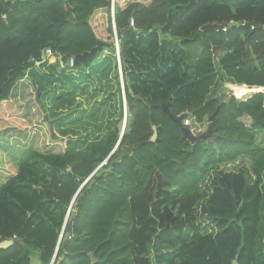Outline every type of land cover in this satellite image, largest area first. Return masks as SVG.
I'll return each instance as SVG.
<instances>
[{
	"label": "trees",
	"instance_id": "16d2710c",
	"mask_svg": "<svg viewBox=\"0 0 264 264\" xmlns=\"http://www.w3.org/2000/svg\"><path fill=\"white\" fill-rule=\"evenodd\" d=\"M97 42L110 47L71 67ZM19 82L65 149L0 166V264H264V0H0L8 139L24 127ZM225 84L261 92L226 97ZM185 119L211 135L190 142Z\"/></svg>",
	"mask_w": 264,
	"mask_h": 264
},
{
	"label": "rangeland",
	"instance_id": "374dc122",
	"mask_svg": "<svg viewBox=\"0 0 264 264\" xmlns=\"http://www.w3.org/2000/svg\"><path fill=\"white\" fill-rule=\"evenodd\" d=\"M94 67H92L91 72H90V76L94 73ZM23 85L24 87H29L32 89V86L28 85V84H22L21 82H19L12 90V94H11V102L14 103V108L21 109L22 112H24L23 115L19 116L21 117L20 121L24 124L23 128L19 129V135L14 134V136H12L11 139H8V137L4 134H0V145L2 149L7 150L5 151H1L0 149V166L5 167L7 170H5L7 172V174H11V170L12 168H7V164H6V160L11 163L12 167L15 169V167L13 166V159H15V157H13L14 155L16 156H23L24 153L27 150H39L42 152H48V151H52L54 153H61L64 151L65 146H64V142L63 141H56L52 139V131L49 129L48 127V123L44 122V119L46 118L48 121V117L47 114H45L43 112V109L40 108L38 106V104L36 103V101H34L33 98V94H34V90L32 93H29V97L27 98L28 100L23 101L20 98V94H18V86ZM234 90H236L237 92H243V93H251L254 94L255 91L253 92V90H256L255 88H247L244 86H236V85H231V84H225L223 86L222 92H224V94H226L227 96H237L239 98H241V96H239L237 93L235 94ZM114 91V90H113ZM258 91V90H257ZM81 93V92H80ZM79 93V94H80ZM250 95V94H249ZM249 95L246 96H242V99H245L247 97H249ZM235 96V97H236ZM236 97V98H237ZM81 99H83V96H80ZM238 98V99H239ZM106 99V94H102L100 93L98 95V97H96V101L100 102ZM28 101L31 104H28ZM26 103V105H25ZM118 100L116 98L115 100V111H114V118L116 120H118V114L116 113L118 110ZM29 105V109H27L26 106ZM92 105V104H91ZM86 106L88 107V105L86 104ZM13 108V109H14ZM17 114H14L13 117H16ZM128 117L125 115L124 120L121 123H118V125H120V128L122 129V131L125 128L126 125V119ZM0 122H1V118H0ZM107 123V119L103 118L101 119V122L98 124V126H100V128L98 130L95 131L94 135L96 137H100L102 135H104L106 128H105V124ZM207 123L200 125L199 127V132H194L195 134H204L207 132ZM16 130V129H14ZM17 132V131H15ZM13 132V133H15ZM12 133V132H10ZM11 136V135H9ZM17 137V138H16ZM15 138V139H14ZM248 166V162L246 160H238L233 164L230 165H226L223 166L224 170H236V169H240L242 167ZM10 170V171H9ZM103 171V170H101ZM99 171L97 173L98 176L102 175V172ZM215 173L212 171L210 173V175H214ZM1 181V180H0ZM209 180L206 179L202 184H201V192L204 194L203 196V201L206 195L210 194V187H209ZM210 222V221H209ZM208 221H205L203 224L206 228H204V233H216V228L214 227L213 223L209 224Z\"/></svg>",
	"mask_w": 264,
	"mask_h": 264
},
{
	"label": "water",
	"instance_id": "95a60500",
	"mask_svg": "<svg viewBox=\"0 0 264 264\" xmlns=\"http://www.w3.org/2000/svg\"><path fill=\"white\" fill-rule=\"evenodd\" d=\"M221 28H222L221 25L219 26V25H216V24H211V25H205L203 27V30H215V29H221ZM127 33H135V31L133 29H128L124 34H127ZM104 46L110 47V45L105 44L103 42H97L96 46L94 48H92L89 52H84L83 54H78V55L74 56L73 59L71 60V67H77V66H80V65L89 66L92 62H94L96 60V58L98 57L99 53L102 51ZM258 92H260V91H256L255 93H258ZM38 95H39V92L36 93L37 97H38ZM162 110L165 113H167L169 115V117L175 123H177L179 125H181L182 120L186 117V115L175 116V115L171 114L167 105H162ZM211 119L209 120V123H210ZM181 131H182L183 137L186 138L187 140H189L192 143H195V142H197V141H199L201 139L208 138L211 135V128L210 127L207 129L206 133L200 134V135H197V136H194L191 133V131L189 129L185 128V127H182ZM155 139H156V131L154 129V134L151 137V140L154 141ZM193 148L194 147H192V149ZM101 177H102V175H100L99 177L95 178V181L100 179ZM67 231H68V233H71V224L68 225ZM16 241H19V240H16ZM11 245H12V241L6 240V241H3L0 244V247L6 249V248L10 247ZM89 257L92 259L93 263H95V259L93 258V255L89 254Z\"/></svg>",
	"mask_w": 264,
	"mask_h": 264
},
{
	"label": "built area",
	"instance_id": "2783aa9c",
	"mask_svg": "<svg viewBox=\"0 0 264 264\" xmlns=\"http://www.w3.org/2000/svg\"><path fill=\"white\" fill-rule=\"evenodd\" d=\"M130 27H133V23H131L130 24ZM46 54H50V51L49 50H47L46 51ZM183 125L185 126V127H188V128H190V130L194 133V132H199V127H200V125L199 124H197V123H194V122H191V119H185L184 120V122H183Z\"/></svg>",
	"mask_w": 264,
	"mask_h": 264
},
{
	"label": "clouds",
	"instance_id": "9594fccd",
	"mask_svg": "<svg viewBox=\"0 0 264 264\" xmlns=\"http://www.w3.org/2000/svg\"><path fill=\"white\" fill-rule=\"evenodd\" d=\"M115 46H116V50L118 51V43H117V41H116V44H115ZM71 64V63H70ZM256 89V88H255ZM258 91H260L261 92V90H258ZM256 92V91H255ZM259 93V92H258ZM183 124V123H182ZM183 127H185L184 125H183ZM185 128H187V129H189L190 130V128H188V127H185ZM191 131V130H190ZM191 133L194 135V136H197L198 134H195V133H193L192 131H191Z\"/></svg>",
	"mask_w": 264,
	"mask_h": 264
},
{
	"label": "bare ground",
	"instance_id": "6f19581e",
	"mask_svg": "<svg viewBox=\"0 0 264 264\" xmlns=\"http://www.w3.org/2000/svg\"><path fill=\"white\" fill-rule=\"evenodd\" d=\"M235 94L237 93L239 96H242L244 93L243 92H237L236 90H234Z\"/></svg>",
	"mask_w": 264,
	"mask_h": 264
}]
</instances>
